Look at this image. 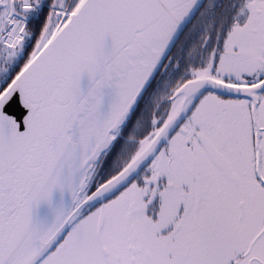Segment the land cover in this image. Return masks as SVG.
I'll use <instances>...</instances> for the list:
<instances>
[{
  "label": "snow or ice",
  "instance_id": "1",
  "mask_svg": "<svg viewBox=\"0 0 264 264\" xmlns=\"http://www.w3.org/2000/svg\"><path fill=\"white\" fill-rule=\"evenodd\" d=\"M0 264H264V0H0Z\"/></svg>",
  "mask_w": 264,
  "mask_h": 264
}]
</instances>
